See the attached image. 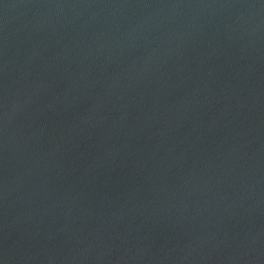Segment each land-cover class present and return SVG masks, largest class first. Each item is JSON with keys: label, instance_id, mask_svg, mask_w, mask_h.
<instances>
[{"label": "water", "instance_id": "water-1", "mask_svg": "<svg viewBox=\"0 0 264 264\" xmlns=\"http://www.w3.org/2000/svg\"><path fill=\"white\" fill-rule=\"evenodd\" d=\"M0 264H264V0H0Z\"/></svg>", "mask_w": 264, "mask_h": 264}]
</instances>
